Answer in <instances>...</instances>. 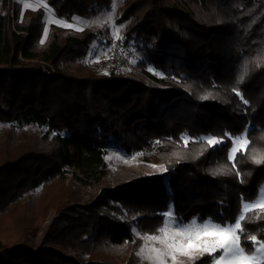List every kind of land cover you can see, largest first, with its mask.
<instances>
[{
	"label": "trees",
	"instance_id": "obj_1",
	"mask_svg": "<svg viewBox=\"0 0 264 264\" xmlns=\"http://www.w3.org/2000/svg\"><path fill=\"white\" fill-rule=\"evenodd\" d=\"M42 1L68 19L112 2ZM117 14L115 49L131 48L138 61L97 72L80 63L95 33L51 26L41 43L44 10L0 2V123L13 127L0 138V264H136L133 230L156 234L169 207L183 223L233 222L264 185V162L252 159L264 153V0H123ZM244 132L249 146L230 160L229 138ZM110 147L156 157L164 172L79 204L106 178ZM54 183L63 187L49 200ZM244 226L248 236L264 232V211Z\"/></svg>",
	"mask_w": 264,
	"mask_h": 264
},
{
	"label": "rangeland",
	"instance_id": "obj_2",
	"mask_svg": "<svg viewBox=\"0 0 264 264\" xmlns=\"http://www.w3.org/2000/svg\"><path fill=\"white\" fill-rule=\"evenodd\" d=\"M12 1L19 4L21 14L28 11L34 12L38 9L44 10L46 15L44 18V27L41 36V40L44 41L43 43H45V41L48 38L51 26H55L75 34L80 33L83 30H88L90 32L95 33L96 39L90 44L84 58L80 62L83 66L85 65L93 70H96L97 72H103L104 69H107L108 67L109 68L115 67L118 70L129 69L131 66H134L138 61L137 54L133 52V50H131V48L129 47L122 46V48L113 49V50L111 49L113 45H115L118 42L119 43L121 42V33L124 30L123 29L124 24L118 22V14H117V8L120 6L123 0H115L116 3L115 8H113L114 0H112L109 8L100 11L94 16L88 18L73 16L69 19L57 17L49 10L48 7L47 8L44 7V5L46 4L42 0H12ZM26 2L31 3L33 7L25 8L24 5ZM109 16H112V19L110 21L108 20ZM74 18H79V20L82 21L83 23H76ZM56 21L62 22L63 24H72L73 27L72 28L63 27L62 23H58ZM45 29H47L46 35H45ZM77 29H81V30H77ZM117 30H118L119 39H117ZM107 39L110 40L109 45L106 44ZM103 60H106L105 63L107 66L105 65V67L104 64H102ZM12 129L13 127L10 128L8 124L0 123V138L8 134L9 133L8 131ZM245 134L246 133L244 132L238 136L229 138L231 148L233 147V142H232L233 139L239 136H245ZM239 151L240 152L243 151V148L240 149ZM105 162L107 164V171H108L106 178L100 184L86 190L79 204H86L90 202L95 196L103 192L105 189L112 188L117 183L130 181L132 178H135L137 176H144V177L158 176L164 172V166L158 161L156 157L146 158L142 155H135V154L128 155L116 147H110L108 149L107 155L105 157ZM67 184L68 183L66 181L65 185ZM62 187L57 183H54L52 186H50L47 191L48 199L50 200L53 196L58 195L57 192ZM262 188H264V185L259 187L258 192ZM111 202L112 201H110V203ZM168 211L173 212L172 207L166 209L165 212ZM53 217H54V211L53 209H50L46 217L37 222L36 225L38 227V232L35 235V237L31 239L33 245L41 244L44 231H46V229L48 228V225ZM173 219L176 220L175 215ZM132 233L133 236L136 239H138L140 242V246L135 252V256L137 258L136 264H148V261L143 260L141 256L138 255V253L140 252L141 247L145 244L144 237L150 234H141L136 230H133ZM47 245L50 246L49 244ZM51 247L56 249L65 256L75 257L80 261H86L88 256H95L94 254L92 253L89 254L87 252L78 254L74 251H71L69 248H65V247H59V246H51ZM121 254L122 253L119 252L118 255L116 256L117 258L111 256H105V257L106 260L115 258V260L120 261L119 258ZM216 255H219V253H217ZM203 260H205L203 264H211V257H209L208 255H205L202 259H197L196 261L191 262V264H196L198 262L200 263ZM185 264H190V262L186 260Z\"/></svg>",
	"mask_w": 264,
	"mask_h": 264
},
{
	"label": "snow or ice",
	"instance_id": "obj_3",
	"mask_svg": "<svg viewBox=\"0 0 264 264\" xmlns=\"http://www.w3.org/2000/svg\"><path fill=\"white\" fill-rule=\"evenodd\" d=\"M24 6L25 8L33 7L27 2ZM44 7L47 8V5ZM115 7L114 0L113 8ZM111 19L112 16H109L108 20ZM74 20L76 23H83L79 18H74ZM62 26L73 27L72 24L63 23ZM46 34L47 29H45ZM117 39H119L118 30ZM43 42L41 40V43ZM232 142L230 160L235 159L240 149H246L249 146V140L245 136L236 137ZM187 143L188 141L185 140V145ZM206 143L215 146L222 141L208 138ZM252 159L260 164L264 162V153H257ZM256 209L264 211V188L258 192L255 200L242 203V210L233 222L217 223L213 222L212 218L200 222L197 218H193L190 222L183 223L173 219L172 211L165 212L162 226L156 234L144 237L145 244L138 255L148 261V264H185L186 260L191 264L205 255L211 257V264H264V232L248 236V231L244 226L248 213ZM246 236L248 238L244 239ZM217 253L219 255H216Z\"/></svg>",
	"mask_w": 264,
	"mask_h": 264
},
{
	"label": "built area",
	"instance_id": "obj_4",
	"mask_svg": "<svg viewBox=\"0 0 264 264\" xmlns=\"http://www.w3.org/2000/svg\"><path fill=\"white\" fill-rule=\"evenodd\" d=\"M118 47V43H116L115 45H113L112 47H111V49L113 50V49H115V48H117ZM43 71H44V73L46 74V75H48V76H52L55 72H54V70H52V68H50V69H47L46 67H44L43 68Z\"/></svg>",
	"mask_w": 264,
	"mask_h": 264
}]
</instances>
